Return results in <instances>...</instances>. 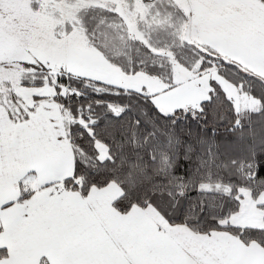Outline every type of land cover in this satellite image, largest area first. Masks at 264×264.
Instances as JSON below:
<instances>
[{"label":"snow or ice","instance_id":"1","mask_svg":"<svg viewBox=\"0 0 264 264\" xmlns=\"http://www.w3.org/2000/svg\"><path fill=\"white\" fill-rule=\"evenodd\" d=\"M0 264H264V0H0Z\"/></svg>","mask_w":264,"mask_h":264}]
</instances>
